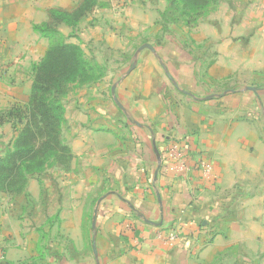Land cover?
<instances>
[{"label":"crops","instance_id":"1","mask_svg":"<svg viewBox=\"0 0 264 264\" xmlns=\"http://www.w3.org/2000/svg\"><path fill=\"white\" fill-rule=\"evenodd\" d=\"M81 1L0 0L1 107L30 98L4 87L28 81V68L45 55L36 27L50 10ZM100 1L84 18L97 22L95 40L118 56L116 67L137 61L113 86V99L150 125L136 120L124 136L125 126L82 124L69 140L68 169L34 174L16 202L0 192V264H264V103L244 101L249 86L255 94L264 86V0H220L199 22L203 61L179 64L178 80L202 85L193 70L205 62L204 84L229 92L204 101L190 92L170 108L161 95V47L141 48L161 29L157 0ZM201 159L212 163L211 177L198 168ZM127 221L136 231L124 233ZM173 225L180 234L173 245L155 237Z\"/></svg>","mask_w":264,"mask_h":264},{"label":"rangeland","instance_id":"2","mask_svg":"<svg viewBox=\"0 0 264 264\" xmlns=\"http://www.w3.org/2000/svg\"><path fill=\"white\" fill-rule=\"evenodd\" d=\"M174 0H157L158 9L154 10L157 16V24L161 27L158 32H155L152 36H149L143 42L159 44L161 47L160 54H158V64L159 73L162 78V89L161 95L163 102H165L168 107L174 103L182 102L180 99L183 95L193 92L198 100L204 101L208 100L209 96L222 95V93L229 92L227 86L221 87L219 84L216 88H212L210 85H205L204 83L208 80L206 79L205 67L207 63L203 62L201 67L195 66L193 70V75H199L201 73L200 83H183L181 85L178 70L179 64L187 60H198L203 61L202 47L195 43L194 40V30L198 26L200 21L206 19L210 15V12L216 8L220 0H216L203 14L199 16L193 15V13L184 14L182 11V6L177 2L172 4ZM49 19V17H48ZM48 19L46 21H48ZM45 22V21H44ZM97 26V22L93 19L90 21H85L82 19L79 23L75 25H65L59 26V32L68 39L70 42H78L84 44L82 46L86 59L89 62V71L83 74L77 81L69 84L68 90L65 93L63 100L66 112V125L64 128V138L69 144V140L73 139L78 133L81 125L89 123L91 125L106 126L107 128L116 129L117 127L125 126L126 131L124 136L127 135V130L129 134L132 135L133 131H136L137 123H146L150 125V120H145L141 115L134 113L132 105H128L129 111H122V108L114 101L112 88L114 85H118V80L127 73L130 67L137 61H130L124 68L116 67L115 60L118 56L111 52H105L104 41L95 40L98 37V33L94 30ZM87 31V32H86ZM83 33L86 35L83 36ZM43 36V35H42ZM44 37L43 48L47 47V51L50 48L51 41L49 38ZM72 40V41H71ZM46 42V43H45ZM183 42V43H182ZM47 44V46H46ZM46 51V52H47ZM167 53V54H165ZM46 54V53H45ZM44 57V56H43ZM42 57V58H43ZM41 58V59H42ZM113 59V60H112ZM105 60V61H104ZM179 60L181 62H179ZM109 61V63H108ZM162 62L166 64L169 72L173 76L174 80H171L165 72ZM193 64V63H191ZM28 68V73L26 72V79L22 83H16L14 80L7 83L4 87L5 92L11 97L15 94L21 92L32 93V85L34 80V66ZM30 75V77L28 76ZM32 80V85L30 87V82ZM177 83V84H175ZM198 87V88H197ZM260 87V86H259ZM31 88V90H29ZM258 88V87H257ZM259 89V88H258ZM258 89L255 92H258ZM227 90V91H226ZM248 95H245V103L250 105H262L264 103V86L259 90L258 96L253 93L254 90L248 89ZM176 92V94H175ZM175 94V95H174ZM213 94V95H212ZM116 95V93H115ZM16 97H14L15 99ZM9 101L8 105L0 106L1 111L9 110L14 104H25L27 101H18L17 99ZM129 100V99H127ZM131 100H129L130 102ZM2 108V109H1ZM9 108V109H8ZM170 108V107H169ZM71 114L68 118L67 115ZM102 116L106 118V122H101ZM96 126V127H98ZM23 125H18L14 120L8 121L3 126H0V155H5L13 147L14 140L16 139L20 129ZM79 127V128H78ZM122 128V127H121ZM121 130L120 132H122ZM121 137V136H120ZM34 175V174H33ZM31 175V176H33ZM19 194V193H18ZM17 193L8 194L14 202L18 201ZM95 202L93 203V207ZM93 209L88 214L89 224L92 222ZM243 261V262H242ZM246 262H249L246 260ZM244 260L236 264H247Z\"/></svg>","mask_w":264,"mask_h":264},{"label":"trees","instance_id":"3","mask_svg":"<svg viewBox=\"0 0 264 264\" xmlns=\"http://www.w3.org/2000/svg\"><path fill=\"white\" fill-rule=\"evenodd\" d=\"M184 14L199 16L216 0H177ZM176 3V0L172 4ZM100 0H82L72 10L52 9L48 21L36 29L51 41L44 57L34 66L32 93L27 103L1 111L0 125L15 121L23 125L13 147L0 156V192H22L31 175L55 166L68 169L74 157L64 138L67 122L63 103L69 84L89 71V62L79 43L70 42L59 26L75 25L96 8Z\"/></svg>","mask_w":264,"mask_h":264},{"label":"built area","instance_id":"4","mask_svg":"<svg viewBox=\"0 0 264 264\" xmlns=\"http://www.w3.org/2000/svg\"><path fill=\"white\" fill-rule=\"evenodd\" d=\"M200 171L205 177H211L212 175V163L207 159H201L197 164ZM136 224L133 221H127L124 224V233H131L136 231ZM212 233V231L210 232ZM155 237L159 240H162L165 244L171 246L173 245L180 237L179 231L176 226H167L159 227L155 232Z\"/></svg>","mask_w":264,"mask_h":264},{"label":"water","instance_id":"5","mask_svg":"<svg viewBox=\"0 0 264 264\" xmlns=\"http://www.w3.org/2000/svg\"><path fill=\"white\" fill-rule=\"evenodd\" d=\"M143 47H148V48H150L151 50L155 51L154 47H153L151 44H149V43H146V44H144L143 46H141V48H143ZM162 65H163V67H164V69H165V72H166V74L168 75V77H169L171 80H174V78H173V76L171 75V73L169 72L168 67L166 66V64L162 62ZM175 84H177V83H175ZM248 89H251V90L256 91L258 88L255 87V86H249ZM112 92H113V94L115 93V87L112 88ZM212 97H213V96H209L208 98H212ZM115 101L117 102L118 105L121 106V103H120V101L118 100V98H117L116 96H115ZM96 217H97V216H96V214H95V216H94V220H93V226H95V223H96ZM146 221H147V222H150V223H154L153 221L148 220V219H146ZM94 250H95V252H96V244H95V242H94Z\"/></svg>","mask_w":264,"mask_h":264}]
</instances>
